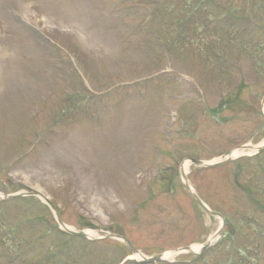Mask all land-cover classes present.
<instances>
[{"label": "rangeland", "instance_id": "rangeland-1", "mask_svg": "<svg viewBox=\"0 0 264 264\" xmlns=\"http://www.w3.org/2000/svg\"><path fill=\"white\" fill-rule=\"evenodd\" d=\"M123 1L0 0V264L133 257L99 235L61 250L47 207L4 198L32 192L73 231L121 234L145 258L200 247L221 223L195 203L180 165L264 144V28L242 21L264 26V0H214L239 27L204 37L198 26L188 44L147 1ZM228 94L237 99L212 113ZM243 155L219 169L185 164L196 194L224 219L197 264H264V151Z\"/></svg>", "mask_w": 264, "mask_h": 264}, {"label": "trees", "instance_id": "trees-1", "mask_svg": "<svg viewBox=\"0 0 264 264\" xmlns=\"http://www.w3.org/2000/svg\"><path fill=\"white\" fill-rule=\"evenodd\" d=\"M146 1L149 2L152 8H154L156 11H160L164 13L165 16L169 18L174 16L176 24L184 23L186 24V26L188 25V28H189V24L196 27L198 24L197 21L200 20L198 21L200 22V26L207 31L209 24L214 18V16L211 17V14L207 12L206 6H200V7H197L196 5L191 6V2L198 1L201 3L205 0H146ZM178 2L185 3L186 6V8L184 9L186 10V12H184L181 16H176V14L173 13L175 12V7L177 6ZM198 10L200 11V13L198 16H196Z\"/></svg>", "mask_w": 264, "mask_h": 264}, {"label": "bare ground", "instance_id": "bare-ground-1", "mask_svg": "<svg viewBox=\"0 0 264 264\" xmlns=\"http://www.w3.org/2000/svg\"><path fill=\"white\" fill-rule=\"evenodd\" d=\"M262 113L264 114V106H263V109H262ZM249 151L250 152H254V150H252V149H250ZM243 153H244L243 151H241V152L235 151V152H233L231 154V157L236 158V157L241 156ZM185 170H186V165H184V167H183V171L184 172H186ZM184 172H183V174H185ZM185 183L189 187L190 192L194 193V189L192 188V186L188 182H185ZM218 221H219V227H220V223L221 222H220L219 219H218ZM85 234H86V236L88 238H94L95 236H98V234L96 232H94V231H86ZM216 239H217L216 237H211L210 243H214L216 241ZM198 250H199V246L198 247H191V253H196ZM173 256H174L173 254L167 253L165 255V259L173 260Z\"/></svg>", "mask_w": 264, "mask_h": 264}, {"label": "water", "instance_id": "water-1", "mask_svg": "<svg viewBox=\"0 0 264 264\" xmlns=\"http://www.w3.org/2000/svg\"><path fill=\"white\" fill-rule=\"evenodd\" d=\"M192 162H193L194 164H196V165H202L201 162H197V161H192ZM224 164H225V163H223V164H217V165L210 166V167L218 168V167L223 166ZM194 198H195L196 202H197L202 208H204L203 205H202V203L200 202V200H199L196 196H195ZM79 236H83V234H79ZM207 247H208V246H205V247L203 248L202 251H205V250L207 249ZM131 250L134 252V249L131 248ZM183 250H184V251H188L189 248H184ZM157 260H158V258H155V259L151 260L150 262H152V261H157Z\"/></svg>", "mask_w": 264, "mask_h": 264}]
</instances>
